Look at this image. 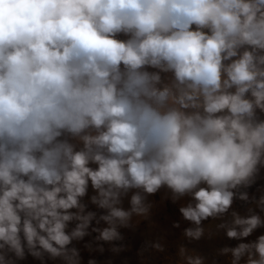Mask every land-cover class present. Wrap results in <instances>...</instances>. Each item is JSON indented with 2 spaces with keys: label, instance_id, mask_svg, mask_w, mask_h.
I'll return each mask as SVG.
<instances>
[{
  "label": "clouds",
  "instance_id": "1",
  "mask_svg": "<svg viewBox=\"0 0 264 264\" xmlns=\"http://www.w3.org/2000/svg\"><path fill=\"white\" fill-rule=\"evenodd\" d=\"M262 170L264 0H0V264H81L71 245L93 220L96 241H121L162 188L191 197L179 212L198 241ZM248 213L217 229L250 237L264 219ZM219 254L264 264V234Z\"/></svg>",
  "mask_w": 264,
  "mask_h": 264
},
{
  "label": "rangeland",
  "instance_id": "2",
  "mask_svg": "<svg viewBox=\"0 0 264 264\" xmlns=\"http://www.w3.org/2000/svg\"><path fill=\"white\" fill-rule=\"evenodd\" d=\"M119 38L126 39L127 37L121 34ZM244 190L241 189V191ZM246 191L250 197L249 202L246 203L237 199L234 201L229 213L225 214L224 217L209 218L202 222L205 234L198 241L189 240L184 236L186 228L195 226L191 222L186 221L179 212V207L190 202L191 197L186 196L173 203L170 199L171 193L169 190L162 188L155 195L147 197V201L153 205L151 215L148 218L134 217L132 227L119 229L123 240L113 242L96 241L95 237L98 233L92 232L91 228L98 227L102 229L107 225L103 221L97 224L96 220H93L89 228L90 235L86 236L82 241H74L71 246L79 249L82 257L81 264H88L89 259H94L97 264H181L178 255L180 246L186 247L189 253L194 252L205 257V264H212L213 261H216V264H230L231 254L220 255V249L225 246L235 247L241 242L254 241L259 235L264 234V227L255 230L250 237L238 241L227 238L225 230L217 229V225L224 221L230 222L232 211H236L241 216L249 215V208H252L264 219V213L260 212L256 203L251 200L252 197L258 200L261 195H264V170L261 171L256 183L246 189ZM93 194V190L89 187L88 196L83 199V202L87 204L86 211L97 212L98 218L99 215L103 214L104 210L97 209L89 203V197ZM131 194L132 192L123 199V207L125 209L130 207ZM176 222L179 223V228L173 227ZM155 242H160L164 246L163 252L151 247ZM86 244L91 245V248H86ZM101 245L103 252L98 250V246ZM114 246L122 247V250L113 251ZM17 264H40V261L29 255L25 260L17 261ZM46 264H64V262L60 259L49 260L46 257Z\"/></svg>",
  "mask_w": 264,
  "mask_h": 264
}]
</instances>
